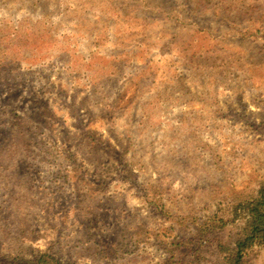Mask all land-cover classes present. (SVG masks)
<instances>
[{
	"label": "rangeland",
	"instance_id": "obj_1",
	"mask_svg": "<svg viewBox=\"0 0 264 264\" xmlns=\"http://www.w3.org/2000/svg\"><path fill=\"white\" fill-rule=\"evenodd\" d=\"M263 183L264 0H0V264H221Z\"/></svg>",
	"mask_w": 264,
	"mask_h": 264
},
{
	"label": "trees",
	"instance_id": "obj_2",
	"mask_svg": "<svg viewBox=\"0 0 264 264\" xmlns=\"http://www.w3.org/2000/svg\"><path fill=\"white\" fill-rule=\"evenodd\" d=\"M244 224L232 248H221L224 252L221 264H245L247 252L256 246H264V183L256 196L239 204ZM21 264H62L47 254ZM74 264V263H67Z\"/></svg>",
	"mask_w": 264,
	"mask_h": 264
}]
</instances>
